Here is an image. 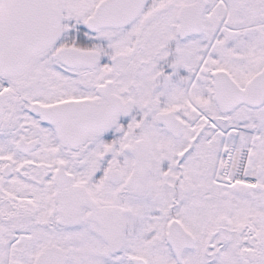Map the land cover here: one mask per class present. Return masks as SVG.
I'll return each mask as SVG.
<instances>
[{"label": "snow or ice", "instance_id": "1", "mask_svg": "<svg viewBox=\"0 0 264 264\" xmlns=\"http://www.w3.org/2000/svg\"><path fill=\"white\" fill-rule=\"evenodd\" d=\"M0 264H264V0H0Z\"/></svg>", "mask_w": 264, "mask_h": 264}]
</instances>
